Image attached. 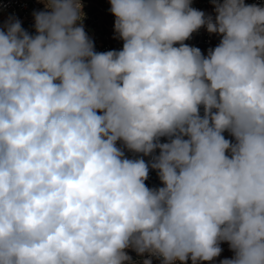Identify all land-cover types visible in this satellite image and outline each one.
I'll list each match as a JSON object with an SVG mask.
<instances>
[{
	"label": "clouds",
	"instance_id": "1",
	"mask_svg": "<svg viewBox=\"0 0 264 264\" xmlns=\"http://www.w3.org/2000/svg\"><path fill=\"white\" fill-rule=\"evenodd\" d=\"M38 2L0 24V264H264V4L108 0L100 52Z\"/></svg>",
	"mask_w": 264,
	"mask_h": 264
},
{
	"label": "built area",
	"instance_id": "2",
	"mask_svg": "<svg viewBox=\"0 0 264 264\" xmlns=\"http://www.w3.org/2000/svg\"><path fill=\"white\" fill-rule=\"evenodd\" d=\"M246 3H258L264 4V0H245ZM84 5L83 11L86 13V19L84 20L85 30L90 38L93 39L96 51H108V50H120L123 42L119 39H114L110 35L99 31L94 28L89 22V11L91 9L90 0H82ZM192 6L199 10L205 11L208 14H213V7L210 0H192ZM110 6L102 8V12L110 15ZM44 5L39 3L38 0H0V24L7 19L10 14H14L22 23V27L34 34V18L32 16L33 11L43 10ZM220 37L215 34H209L205 29H200L194 33L192 38L185 43L198 47L206 54L209 48H214L219 43ZM148 187L162 186L158 180L155 171H150L149 179L145 182ZM134 258L136 254L130 252ZM153 264H159L158 261H153ZM179 264V262H177ZM189 264L191 262L189 261Z\"/></svg>",
	"mask_w": 264,
	"mask_h": 264
},
{
	"label": "rangeland",
	"instance_id": "3",
	"mask_svg": "<svg viewBox=\"0 0 264 264\" xmlns=\"http://www.w3.org/2000/svg\"><path fill=\"white\" fill-rule=\"evenodd\" d=\"M91 9L89 11V22L90 24L101 32H104L111 37L114 36V16L112 14L108 15L102 12V8L105 6H110L108 0H90ZM226 138H227V134ZM223 251L221 257L217 258L215 262H204V264H218V260L231 257L233 253L229 251L227 243L221 245Z\"/></svg>",
	"mask_w": 264,
	"mask_h": 264
}]
</instances>
